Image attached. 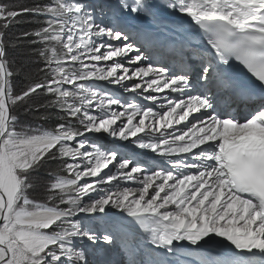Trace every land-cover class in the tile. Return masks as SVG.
Wrapping results in <instances>:
<instances>
[{"label": "snow or ice", "instance_id": "obj_1", "mask_svg": "<svg viewBox=\"0 0 264 264\" xmlns=\"http://www.w3.org/2000/svg\"><path fill=\"white\" fill-rule=\"evenodd\" d=\"M186 18L199 47L168 39ZM100 244L126 256L100 264H264V0H0V264Z\"/></svg>", "mask_w": 264, "mask_h": 264}, {"label": "trees", "instance_id": "obj_2", "mask_svg": "<svg viewBox=\"0 0 264 264\" xmlns=\"http://www.w3.org/2000/svg\"><path fill=\"white\" fill-rule=\"evenodd\" d=\"M5 2H8V3H15L16 0H5ZM20 2H28V0H20ZM19 19V18H18ZM35 27V20L34 18L32 17H25L23 19V22L22 23H19V24H14L12 26H10V29H9V36H12L13 34H18L20 31H23L25 29H32ZM29 50L35 46H32V45H29ZM27 57H24L22 55H17L16 56V59L17 61H21L23 59H26ZM14 84L15 86L17 87V90L23 86V82H22V78H17L16 80H14ZM57 123H63V121H59L55 116H53L52 119L49 120V122H42V124L44 126H47L51 129H54L56 124ZM48 166L52 169H56L57 168V165L55 162H52V161H49V164ZM61 175H66L65 173H60ZM35 198L37 200H40V201H43L44 200V197L42 195H36Z\"/></svg>", "mask_w": 264, "mask_h": 264}, {"label": "rangeland", "instance_id": "obj_3", "mask_svg": "<svg viewBox=\"0 0 264 264\" xmlns=\"http://www.w3.org/2000/svg\"><path fill=\"white\" fill-rule=\"evenodd\" d=\"M5 2V0H4ZM104 82H102L103 84ZM128 96L129 99L132 98V94H126ZM49 122V121H47ZM37 121L34 119V117L32 116H27L25 117L24 113H21V119H20V127L21 128H28V127H36L37 125ZM39 123H42V122H39ZM46 168H50L48 165H46ZM107 171V170H105ZM114 171V169H113ZM37 185H36V188L34 191H32V197L35 198L36 195H42L43 196V192H44V188H43V185L45 183H49V182H54V177H50L47 175V173L45 172V170H41L38 174H37ZM83 181H81L82 183ZM36 199V198H35ZM101 245V244H100ZM100 245H97V247H99ZM116 255H118L120 258L122 259H125L126 256L125 254L120 251L119 249H117L116 251Z\"/></svg>", "mask_w": 264, "mask_h": 264}, {"label": "bare ground", "instance_id": "obj_4", "mask_svg": "<svg viewBox=\"0 0 264 264\" xmlns=\"http://www.w3.org/2000/svg\"><path fill=\"white\" fill-rule=\"evenodd\" d=\"M144 233H141V235H143Z\"/></svg>", "mask_w": 264, "mask_h": 264}]
</instances>
